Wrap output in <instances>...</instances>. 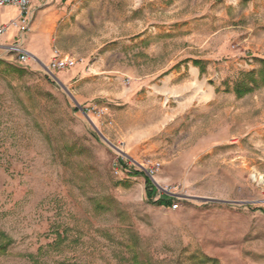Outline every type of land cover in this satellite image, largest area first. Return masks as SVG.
I'll list each match as a JSON object with an SVG mask.
<instances>
[{
    "label": "rangeland",
    "instance_id": "1",
    "mask_svg": "<svg viewBox=\"0 0 264 264\" xmlns=\"http://www.w3.org/2000/svg\"><path fill=\"white\" fill-rule=\"evenodd\" d=\"M79 9L90 23L74 55L57 39L47 59L24 64L0 45V264L132 254L264 264V187L250 177L264 161L246 158L259 151L246 137L264 124V85L235 93L264 59V10L240 0H75ZM159 31L152 48L139 40ZM55 48L75 63L49 71ZM189 59L202 75L163 77ZM225 135L242 147L204 151Z\"/></svg>",
    "mask_w": 264,
    "mask_h": 264
},
{
    "label": "crops",
    "instance_id": "2",
    "mask_svg": "<svg viewBox=\"0 0 264 264\" xmlns=\"http://www.w3.org/2000/svg\"><path fill=\"white\" fill-rule=\"evenodd\" d=\"M240 2L241 5L247 7L249 11L259 12L260 10H264V0H240ZM254 4H260V6H256V9L254 8ZM30 6L32 9V18L29 30L22 33L24 48L30 54H34L41 59H47L50 54L51 44L57 39L58 42L63 39V52L74 55L76 51L77 34L82 30L81 24L90 23L88 15L83 13V9L74 11L75 0H32ZM84 19L86 23L83 21ZM17 20L18 8L15 5H0V25L8 24V28L0 35V45L12 44V42L20 40V24H18ZM166 32H174V29H167ZM156 34L157 36L148 37L140 35L139 40H145V46L147 48H152L153 45L157 44L161 39L160 31L156 32ZM65 40L68 41L67 46L64 45ZM135 40L136 38L134 41ZM178 62L179 61H176L175 64ZM201 65H204V63L195 64V61L189 59L183 63H179L177 67L173 68L168 74L163 75V77L170 76V78H173L183 76V79H186L184 76L191 74L198 77L204 73L203 69L207 68V66ZM193 69H195V72ZM75 73L76 69H68L63 73V79L68 81ZM194 106H196L195 103L188 106L185 114H189L191 110H195ZM205 108L207 107L199 106L198 110H205ZM177 114H179V112L173 113V117L177 116ZM251 129V133L246 137V141L256 145L255 148L259 151L255 153L254 156H246V158L248 162L255 164L259 168L261 161H264V124L257 123L253 125ZM225 140L230 144H236L237 147H242V143H240L239 140L229 141V138L225 135L223 140L213 143V145L208 148L205 147L204 151H210V148L218 144H223ZM227 142H225V144H227ZM197 155H199V153H197ZM235 174L236 173H234V175ZM260 202L264 204V201Z\"/></svg>",
    "mask_w": 264,
    "mask_h": 264
},
{
    "label": "built area",
    "instance_id": "3",
    "mask_svg": "<svg viewBox=\"0 0 264 264\" xmlns=\"http://www.w3.org/2000/svg\"><path fill=\"white\" fill-rule=\"evenodd\" d=\"M32 0H0V5H15L18 8V24H20V34L21 38L19 41L3 45L4 49L8 52L15 51L18 54V60L21 63L26 64L27 59L30 57V53L24 48L22 42V33L29 30L30 21L32 18V9L30 6ZM8 28V24L0 25V35ZM75 63V59L69 54H61L58 52L57 49L54 50V56L49 61L46 68L49 71L60 70L67 66H71ZM152 171V170H151ZM250 177L252 182L256 185H261L264 187V173L256 170L254 168L251 173ZM174 208H177L178 204L175 203L172 205Z\"/></svg>",
    "mask_w": 264,
    "mask_h": 264
},
{
    "label": "trees",
    "instance_id": "4",
    "mask_svg": "<svg viewBox=\"0 0 264 264\" xmlns=\"http://www.w3.org/2000/svg\"><path fill=\"white\" fill-rule=\"evenodd\" d=\"M260 67L257 72H249L247 74L246 80H240L235 86V93L237 96H241L246 92L253 90L256 87L264 85V59H259ZM146 185H150L148 178L145 180ZM152 193H147L149 198H152ZM165 199L159 198L156 199L155 203H162ZM122 264H157L155 261H152L150 258H139L137 254H132L129 259H124Z\"/></svg>",
    "mask_w": 264,
    "mask_h": 264
},
{
    "label": "water",
    "instance_id": "5",
    "mask_svg": "<svg viewBox=\"0 0 264 264\" xmlns=\"http://www.w3.org/2000/svg\"><path fill=\"white\" fill-rule=\"evenodd\" d=\"M88 117V116H87ZM88 119H89V121L93 124V126L95 127V128H97L96 126H95V124L91 121V119L88 117Z\"/></svg>",
    "mask_w": 264,
    "mask_h": 264
}]
</instances>
